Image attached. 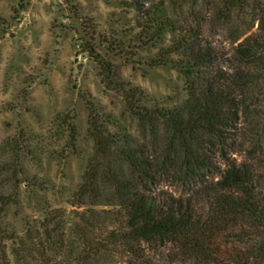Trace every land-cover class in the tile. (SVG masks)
Instances as JSON below:
<instances>
[{
  "label": "trees",
  "instance_id": "16d2710c",
  "mask_svg": "<svg viewBox=\"0 0 264 264\" xmlns=\"http://www.w3.org/2000/svg\"><path fill=\"white\" fill-rule=\"evenodd\" d=\"M256 1L217 0L229 56L197 20L183 28L163 6L144 13V34L171 35L152 67L174 66L183 97L149 105L140 88L114 81L104 65L105 85L119 93L138 136L110 133L106 123L117 122L87 103L92 152L66 194L72 209L37 199L36 219L0 231V264H264V13H248ZM241 18L252 21L243 27ZM13 153L0 168V219L8 206L48 190L25 178ZM22 178L21 194L15 181ZM168 248L172 255H164Z\"/></svg>",
  "mask_w": 264,
  "mask_h": 264
},
{
  "label": "rangeland",
  "instance_id": "374dc122",
  "mask_svg": "<svg viewBox=\"0 0 264 264\" xmlns=\"http://www.w3.org/2000/svg\"><path fill=\"white\" fill-rule=\"evenodd\" d=\"M183 2L0 0V168L15 151L25 178L46 183L48 189L39 191L32 203L8 206L0 231L20 230L26 219H36L37 199L72 209L64 204L66 194L79 182L92 152L87 103L98 109L104 121L117 122L118 126L106 123L110 133L124 130L138 136L136 122L124 113L119 93L105 85L104 65L113 71L114 81L125 88H140L149 105L183 97L185 81L174 66L152 67L171 35L154 39L144 34V13L163 6L183 28L197 20L216 51L231 55L230 33L218 19L217 0L197 5ZM249 10L250 15L264 13V0ZM240 20L243 27L252 21ZM256 27L255 23L252 32ZM234 157L237 162L243 159ZM15 182L22 194L23 178ZM58 189L66 193L56 194ZM160 189L181 194L178 186L169 183H162ZM172 253L170 248L164 251V255Z\"/></svg>",
  "mask_w": 264,
  "mask_h": 264
}]
</instances>
